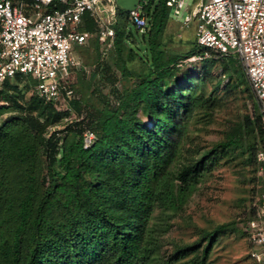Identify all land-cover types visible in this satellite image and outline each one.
<instances>
[{
  "label": "trees",
  "instance_id": "16d2710c",
  "mask_svg": "<svg viewBox=\"0 0 264 264\" xmlns=\"http://www.w3.org/2000/svg\"><path fill=\"white\" fill-rule=\"evenodd\" d=\"M168 1H147L148 73L135 88L118 94L116 108L67 123L62 130L70 113L37 94L27 98L21 84L36 85L33 79L17 76L0 85V119L9 115L0 122V264H152L156 249L150 222L158 203L177 205L198 184L212 157L246 154L256 151L258 139L264 143L262 117L248 116L225 142L173 171L187 135L184 119L209 107L213 94L246 85L247 76L235 57L213 52L204 57L196 40L185 58L167 57ZM130 11L118 7L115 26L123 77L129 75L122 55L131 36ZM85 29L95 33L97 25L87 17ZM135 53L129 48L128 61ZM188 62L194 66L184 72ZM199 64L202 81L196 84ZM217 64L223 66L222 77L207 97L203 77ZM103 70L112 85L119 82L109 66ZM73 106L81 114V102ZM84 127L97 135L89 149L83 146ZM258 211L247 226L250 238ZM230 231L236 230L227 223L203 232L194 243L177 247L166 264H189L188 258L191 264H208L220 237Z\"/></svg>",
  "mask_w": 264,
  "mask_h": 264
},
{
  "label": "rangeland",
  "instance_id": "374dc122",
  "mask_svg": "<svg viewBox=\"0 0 264 264\" xmlns=\"http://www.w3.org/2000/svg\"><path fill=\"white\" fill-rule=\"evenodd\" d=\"M140 1L148 0H115V4L117 7L130 10ZM183 1L185 8L180 15L175 14V9L171 10V19L163 39L167 57L185 58L196 40L197 22L191 23L189 28L182 24L198 2ZM119 19L117 8V17L111 25L114 30ZM128 20L131 23L130 15ZM99 32L100 28L97 27L89 42L77 48L74 53L81 63L82 70L72 79V86L76 91L75 101H80L82 108L81 114H78L73 103L72 112L67 110L68 106L65 103L59 104L61 111L70 113L60 125L62 130L67 123L87 120L90 114L105 110L107 107L116 108L118 94L135 88L140 78L148 73L147 45L143 39V31H139L132 24L129 27L128 32L131 36L122 55L127 61L129 71L127 77L122 76L120 57L115 51V45L106 54L103 53V46L98 38ZM129 48L136 52L133 61H128ZM237 61L242 65L240 60ZM105 66H109L118 77L119 82L115 85L107 80L108 74L103 70ZM184 66L183 71L186 72L194 65L188 62ZM197 67L199 77L196 84H201L202 79L199 78L203 73V67L200 64ZM222 72L223 66L217 64L211 67L206 77H203L205 96L208 97L221 80ZM226 81L223 79V86ZM245 81L246 85H240L231 92L213 94L215 101L209 104V107L208 105L200 107L191 118L184 119L188 130L174 172H178L182 165L225 142L227 137L244 123L246 117H262L260 105L246 77ZM21 88L27 98L37 94L36 85L27 80L22 82ZM104 97H107L109 105L104 103ZM7 117L9 115L1 118L0 122ZM86 130L91 129L84 127V131ZM52 131L53 129L50 130ZM256 143H258L256 151L252 149L246 154L237 151L212 157L198 184L187 191L177 205L172 206L163 201L158 203L150 222V239L156 249L152 264H166L177 247L192 244L201 238L203 232L227 223H231L236 231H230L220 237L208 264H264V246L255 248L252 238L246 233L253 211L259 210V202L264 192V181L260 176L258 162L259 153L264 151V143L259 139ZM187 262L191 264V258L186 259L185 263Z\"/></svg>",
  "mask_w": 264,
  "mask_h": 264
},
{
  "label": "built area",
  "instance_id": "2783aa9c",
  "mask_svg": "<svg viewBox=\"0 0 264 264\" xmlns=\"http://www.w3.org/2000/svg\"><path fill=\"white\" fill-rule=\"evenodd\" d=\"M197 2L182 25L189 28L197 22L196 42L205 49L204 57L213 52L240 60L264 125V0ZM146 5L140 1L130 11L131 24L143 32L149 27ZM168 6L178 16L185 2L169 0ZM117 8L115 0H0V85L17 76L31 78L39 97L57 108L65 103L72 112L76 100L72 79L82 70L74 53L94 34L85 29V20L89 17L100 28L98 38L106 54L114 45L111 25ZM82 139L84 149H89L97 135L86 130ZM258 162L264 181V151L259 153ZM250 230L253 243L264 246V193Z\"/></svg>",
  "mask_w": 264,
  "mask_h": 264
}]
</instances>
